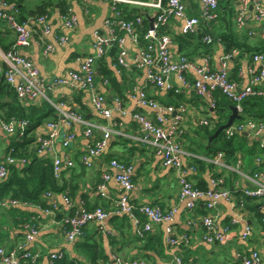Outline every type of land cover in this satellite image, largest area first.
<instances>
[{
  "label": "crops",
  "instance_id": "obj_1",
  "mask_svg": "<svg viewBox=\"0 0 264 264\" xmlns=\"http://www.w3.org/2000/svg\"><path fill=\"white\" fill-rule=\"evenodd\" d=\"M183 1L187 15L199 18V1ZM235 1L237 0H221L219 12L223 19L210 24L201 21L200 28L202 34L210 35L215 39L221 33L226 43L235 44L237 41L242 45L240 49L227 52L225 41L220 37L219 41H215L212 45L202 43V40L196 37L198 35L186 37L182 33V20L175 17L169 19L163 27V32L171 38L173 54H183L197 65H202L203 58L208 55L211 66L218 70L223 56L229 54L227 69L230 79L239 88H245L249 86L253 76H257L260 70L264 71V60L253 61L254 54L264 53V38L260 35L264 21L256 22L251 8H248L245 14V26L237 30L234 25ZM7 2L15 7V14L19 21H33L34 17L39 16L37 10L47 5L45 15L48 16L51 31L43 34L37 28V32L27 46H16V35L7 29L0 19V48L5 51L14 49L19 55L29 58L47 84L58 78L69 79L70 71L79 70L78 59L93 53L91 46L93 33L102 32L103 21L111 15L109 3L104 0H96L86 9L78 0H7ZM121 8L124 16L130 10L132 13L141 10L149 17L148 28L150 27L152 10L137 9L133 6ZM70 15L76 18V25L72 29H67L64 27L63 19ZM227 29L231 31L235 29L233 33L236 37H232ZM60 36H66L67 43H58ZM48 44L52 45L54 50L44 56L43 51ZM125 46L128 51L127 68L121 69L116 66V52L112 51L95 62V87L105 96L106 107L113 111L120 105L126 112H140L153 121L156 119V111L138 104L139 93L165 106H172L175 109L182 107V125L185 127V135L181 139V147L184 153L182 163L185 179L191 181L197 188L206 190L211 187L212 177L221 176L224 180L221 188L227 189L231 196L228 199H220L212 209L206 207L210 199L202 198L194 211L188 210L186 201L180 195L181 185L178 174L174 169L164 167L161 157L156 155L150 147L135 140L142 135V132L139 124L130 120L128 115L121 117L113 112L116 127L126 136H111L106 147L93 158L90 167L83 166L80 157L94 140L102 138V132L98 128L94 129L92 137H86L84 125L70 122L57 114H55L56 119L54 117L42 119L40 124L25 136L17 133L21 127L19 125L14 134H7L0 125V158H2L0 162H3L7 156L23 161L7 165L9 175L12 167H23L28 163L25 158L14 156L16 149L10 145L17 138L20 141L23 137L30 138L31 143L28 140L26 147L34 150L40 157L49 158L51 162L54 158H58L62 163L69 159L74 162V167L71 169L61 167L59 179L53 176L57 188L45 191L42 197L47 208L27 203H23L27 206L20 204L11 206L18 207L15 210L0 208V247L11 250L17 245L23 246L18 252H30L32 255H37V260L28 264H52L49 260L50 255L61 252L69 254L77 260L78 264H118L132 260H141L147 264H176L175 256L184 264H243L245 259L254 254L259 255L260 264H264V200L251 199L242 195L243 190L252 188L247 177L255 171L264 170V150L258 147L259 138L244 135V140L240 142L241 149L237 152L235 159L226 158L222 152L223 166L209 164L206 160L214 158L219 152L210 155L201 148L209 149L214 140L208 144L209 134L215 131L218 123H216L218 111L216 107H211V101L214 98L216 100L220 93H214L212 98L198 97L191 89L182 86L174 76H170L169 82L173 89L180 92L176 93L174 90L150 84L146 80L145 71L138 68L134 62L139 55V45L125 39ZM102 64H104L103 69L111 72V78L100 73ZM187 77L188 82L197 79L192 72H188ZM112 79L117 83V87L111 82ZM0 82V84H6L2 77ZM254 87L264 88V81H259ZM16 99L22 107L28 105L17 97ZM45 100H51L50 105L53 108L59 103L64 104L65 109L76 111L87 122L97 127L111 124L110 120L104 119L94 110L91 93L78 89L70 79L65 85L52 88L46 94ZM240 114L241 111H239ZM164 116L171 119L174 114L165 113ZM0 120L9 122L1 118ZM201 120H207L211 124L208 127L201 126L199 124ZM49 122L57 131L56 136L51 145L44 147L38 154L40 141L47 138L50 132ZM233 123H237L236 120ZM68 137L71 138L64 145L63 142ZM238 158L242 162L240 170L236 171L234 167ZM257 159L262 160L261 165L257 163ZM111 160L132 166L131 203L136 206L151 204L163 211H172L170 223L154 224L151 231L139 237L134 219L115 212L120 187L114 179L117 171L110 167ZM104 173L111 176L105 187V198L97 190ZM7 179L0 180V183ZM47 193H50V196ZM65 199L70 202L67 203ZM81 208L87 210L101 208L109 215L101 222H91L84 226L82 235L71 242L68 240L66 231L62 229V222L66 216L77 214ZM16 211L31 216L24 215L23 222L20 223ZM210 214L215 217L219 229H230L222 242L209 244L201 240V237L205 235L203 217ZM135 218L139 222L143 220V217L138 214H135ZM31 220L36 222L39 230L33 239L26 241L29 232L27 222ZM167 227L172 228L174 234L184 244L179 243L171 248L166 240ZM245 227H248L250 231L249 235L243 238Z\"/></svg>",
  "mask_w": 264,
  "mask_h": 264
},
{
  "label": "built area",
  "instance_id": "obj_2",
  "mask_svg": "<svg viewBox=\"0 0 264 264\" xmlns=\"http://www.w3.org/2000/svg\"><path fill=\"white\" fill-rule=\"evenodd\" d=\"M85 9L88 5L96 0H78ZM109 3L111 15L103 21L104 30L102 32L95 31L92 37L93 53L85 57L79 58L80 67L77 72L70 71L69 79L80 90H86L91 93V103L98 115L106 120H110L111 124L107 126L97 127L87 122L79 113L71 109H65L64 104L59 103L54 107L56 114L61 115L70 122L80 123L84 125V135L92 137L94 129L98 128L102 132V138L94 140L87 150L81 155L80 162L85 167H90L94 157L98 156L106 147L111 136H126L117 127L113 119V112L121 117L129 116L130 120L139 124L142 135L136 137L135 140L145 146L150 147L153 152L161 157L162 165L167 168H172L178 174L181 185L180 195L186 201L188 210L194 211L202 198H209L206 203L208 209L216 206L220 199H228L231 193L227 189H223L224 180L221 176H214L210 179L211 187L206 190L197 188L191 181L185 179V170L183 169L182 156L183 149L181 147V139L185 135V127L182 125V107L175 109L172 106H165L157 102L155 99L146 97L143 93H139L137 102L141 107H149L156 111V119L153 121L140 112H126L120 105L116 106L113 111L106 107L105 96L96 90L95 87V62L104 57L114 46L117 49L116 66L121 69L127 68L126 58L128 55L125 46V39L132 40L139 45V55L134 59L135 65L145 71L146 80L148 83L157 87H163L174 92H180L173 89L169 82L170 76H174L177 81L185 87L191 89L198 97L212 98L214 93H220L229 99L241 111V102L248 97L264 98V88H255L254 86L259 81H264V71L260 70L257 76H253L249 86L239 88L231 79L227 69V62L230 55L223 56L220 68L218 70L211 66L210 58L205 55L203 64L197 65L187 56L173 54L171 51V38L163 32V27L169 19L175 17L182 20V33L184 35H202V43L212 45L215 40L210 35H204L201 32L200 23H214L218 17L219 6L221 0H198L200 4L199 18L188 16L183 0H104ZM123 6H133L143 10H152L153 19L151 28H147L145 32L141 31L142 17L133 16L124 18ZM251 8L253 19L256 22L264 21V2L262 0H237L234 3V25L237 30H241L245 26V14ZM15 7L8 4L7 0H0V19L6 25V28L16 35V46L29 45L37 28L43 34H48L51 31L48 16L39 15L28 21H19L15 14ZM87 12V10H85ZM124 16V17H123ZM146 18L149 19L148 16ZM144 19V18H143ZM33 23V24H32ZM64 27L72 29L76 25V18L73 15L63 19ZM32 24V25H31ZM261 37L264 38V25L260 31ZM66 36H60L58 43H67ZM54 50L53 46L48 44L45 46L43 55L47 56ZM264 60V54H254L253 61ZM192 72L197 76L192 82H188L187 73ZM0 77H3L6 84L14 90L16 97L28 104L36 100H45L46 94L54 87L65 85L69 79L58 78L47 84L41 77L38 68L27 57L19 55L14 49L3 50L0 48ZM52 104L51 100H45ZM211 107H214V100L211 101ZM178 111L180 113L178 114ZM174 114V117L168 119L164 114ZM201 126L208 127L211 123L207 120L199 122ZM2 129L7 134H14L17 125H26V122L17 123L14 120L4 122L0 120ZM50 132L47 138L40 141V149L37 153H41L44 147H49L56 136L57 131L53 125L48 123ZM224 136L228 139L239 134L246 133L253 137L259 138L260 148H264V121L253 122L246 121L244 123H233L224 131ZM68 137L63 142L67 144ZM224 154L219 152L214 158L206 160L213 166H223ZM259 165L262 164L261 159L256 160ZM22 160L7 156L3 162H0V180L8 176L7 165L14 163H22ZM241 159L238 158L235 164V170L239 171ZM53 174L55 179L60 178L61 167L66 169L74 167L72 160H67L62 163L58 158L52 160ZM110 167L117 171L114 176L115 181L120 187V196L116 201V213L127 215L134 219L137 226V235L142 237L144 233L151 231L154 224L170 223L172 220V211H163L161 208L151 205L142 204L136 206L130 201V193L133 189L132 184V166L119 162L117 160L110 161ZM111 176L108 173L102 175L101 182L98 184L97 190L102 197H106L104 191L107 182ZM249 182L252 184L251 189L243 190L242 195L251 199L264 200V170L255 171L249 177ZM50 196V193L47 194ZM67 203L70 201L65 199ZM9 205L16 206L18 201L9 199ZM5 205V203H1ZM135 214L143 217L139 222L135 218ZM78 215V216H75ZM65 218L62 225L65 224L69 229L63 228L68 235V240L73 242L78 236L82 235V228L91 222L103 221L109 213L101 208H95L91 211L81 208L77 214ZM264 223V218H263ZM202 224L205 229V235L201 240L214 244L225 240L230 229H219L213 215L203 217ZM28 234L26 241L33 239L37 234L39 227L31 224L27 225ZM250 229L245 227L243 238L249 235ZM166 240L172 248L176 244L182 243L177 235L174 234L172 228L166 229ZM23 246L17 245L11 250H6L0 247V264H21L18 250H22ZM61 256V254H59ZM31 257L37 258V255L26 253L22 258ZM55 258L54 254L50 255L49 260L52 262ZM261 257L254 254L244 260L243 264H260ZM176 264H184L180 258L175 256ZM118 264H147L141 260L125 261Z\"/></svg>",
  "mask_w": 264,
  "mask_h": 264
},
{
  "label": "trees",
  "instance_id": "obj_3",
  "mask_svg": "<svg viewBox=\"0 0 264 264\" xmlns=\"http://www.w3.org/2000/svg\"><path fill=\"white\" fill-rule=\"evenodd\" d=\"M46 7L47 5L40 7L37 10V14L44 15L46 13ZM122 12L124 11L122 10ZM231 13L232 9L230 11V15ZM220 14L221 12L218 10V22L223 19ZM125 16L126 17L124 18L126 19L133 16L142 17L141 31L145 32L147 30L148 18L145 17L146 15H144L141 10L137 13H132L130 10ZM227 31H230L232 37H236L235 33H233V31L230 29H227ZM188 36L194 37L195 35H186V37ZM196 37H199L201 40L202 35H198ZM219 37L221 40L225 41L221 36V33L217 35L216 39H213L217 41ZM225 47L226 51L228 52L232 49H240L242 45L237 43V41H235V44L226 43L225 41ZM110 51L113 53L116 52L117 55V49L115 46L111 48ZM103 67L104 64L101 65L100 73L105 77L111 78V72H109L107 69H103ZM1 82L3 83V81ZM111 82L115 87H117V83L113 79ZM38 101L42 102L40 104H33ZM232 105L233 103L221 94L216 97V100L214 98V107H216L218 111V118L216 120V123H218L216 125L215 131L228 121L230 106ZM240 107L241 114L239 119L236 120L237 123H244L246 121H264V98L248 97L241 102ZM219 108L221 109L218 110ZM55 114V109L49 103L43 100H36L32 103H28L26 107H22L17 101L13 89L10 88L8 84H0V118L5 121L15 120L18 122H26V125L21 126L17 133L25 136L27 133H30L32 130H34L40 124L42 119L55 118ZM215 131L211 132L209 136H212ZM244 138V134H239L230 139L226 138L224 134H221L212 141L211 147L209 149L206 150L204 147L201 149L207 154L210 153V155H215L217 152H223L226 158L233 160L235 159L237 152L241 149L242 144H240V142L243 141ZM21 140L22 141H20L18 138L13 140L10 146L15 147L16 149V153L14 154L15 157H23L25 158L26 162L28 161V163L23 167H12L10 175H8L9 177H7L8 179L0 183V201H4L6 198H11L22 203L39 205L41 208H47L46 203L42 200L43 194L47 190H53L57 188L56 180L53 178L52 173V162L49 158L40 157L35 154L34 150H29L28 147H26L28 140L31 143L30 138L23 137ZM259 149L264 150V148ZM1 159L2 158H0V161ZM4 208L15 210L18 207L10 206ZM16 212L17 217L19 218L18 222L20 223L23 222L24 215L31 216L30 214H24L21 211ZM27 224L36 225V222L31 220L27 222ZM63 228L69 229V227L65 224L62 225V229ZM26 253L30 252L21 251L19 253L21 264H28L37 260V258L33 260L31 257L22 258V256ZM52 254L55 255V258H52V264H78L77 260L72 258L69 254H64V252ZM59 254H61V256Z\"/></svg>",
  "mask_w": 264,
  "mask_h": 264
},
{
  "label": "water",
  "instance_id": "obj_4",
  "mask_svg": "<svg viewBox=\"0 0 264 264\" xmlns=\"http://www.w3.org/2000/svg\"><path fill=\"white\" fill-rule=\"evenodd\" d=\"M149 21H150V28H151L153 19L151 18ZM230 110H231V114L228 117V121L224 125H221L219 128H217L214 134L209 137L208 144H211V141L213 139L217 138L226 128H229L235 120L239 119L240 115H239L238 108L232 105L230 106ZM244 135H247V134L244 133Z\"/></svg>",
  "mask_w": 264,
  "mask_h": 264
},
{
  "label": "bare ground",
  "instance_id": "obj_5",
  "mask_svg": "<svg viewBox=\"0 0 264 264\" xmlns=\"http://www.w3.org/2000/svg\"><path fill=\"white\" fill-rule=\"evenodd\" d=\"M219 4V3H218ZM185 7H186V5H185ZM147 16V15H146ZM145 16V17H146ZM124 17V16H123ZM204 22V21H203ZM263 22V21H262ZM204 23H206V22H204ZM47 103H49V104H51L50 102H48V101H46ZM52 167H53V164H52ZM8 175H9V172H8ZM53 176H54V174H53ZM8 177V176H7ZM7 177H5V178H3V179H6ZM3 179H1V180H3ZM48 194V193H47ZM12 200H15V199H12ZM8 199H6V200H4V201H0V208H4V207H10L11 205H9V203H8ZM1 203H5V205H1ZM19 204L20 205H22V206H27V204H23L22 202H19ZM89 211H91V210H89ZM75 216H78V215H75ZM107 218V217H106ZM105 218V219H106ZM89 224V223H88ZM87 224V225H88ZM86 225V226H87Z\"/></svg>",
  "mask_w": 264,
  "mask_h": 264
},
{
  "label": "rangeland",
  "instance_id": "obj_6",
  "mask_svg": "<svg viewBox=\"0 0 264 264\" xmlns=\"http://www.w3.org/2000/svg\"><path fill=\"white\" fill-rule=\"evenodd\" d=\"M69 216H66L65 218H68Z\"/></svg>",
  "mask_w": 264,
  "mask_h": 264
},
{
  "label": "clouds",
  "instance_id": "obj_7",
  "mask_svg": "<svg viewBox=\"0 0 264 264\" xmlns=\"http://www.w3.org/2000/svg\"><path fill=\"white\" fill-rule=\"evenodd\" d=\"M12 88V87H11ZM234 105V104H233ZM235 106V105H234Z\"/></svg>",
  "mask_w": 264,
  "mask_h": 264
}]
</instances>
